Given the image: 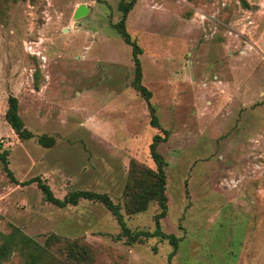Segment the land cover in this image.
I'll list each match as a JSON object with an SVG mask.
<instances>
[{"label":"rangeland","instance_id":"1","mask_svg":"<svg viewBox=\"0 0 264 264\" xmlns=\"http://www.w3.org/2000/svg\"><path fill=\"white\" fill-rule=\"evenodd\" d=\"M128 1L0 0V153L17 181L0 162V234L78 240L92 264H168L167 240L129 247L102 204L59 208L32 182L59 199L107 194L131 231L153 232L157 206L128 216L122 195L130 160L154 168L150 140L167 133L157 152L167 176L161 230L180 240L171 264H264V0L136 2L124 26L142 50L141 84L162 131L149 125L131 48L112 27ZM81 4L88 13L74 20ZM9 96L31 139L6 123Z\"/></svg>","mask_w":264,"mask_h":264},{"label":"trees","instance_id":"2","mask_svg":"<svg viewBox=\"0 0 264 264\" xmlns=\"http://www.w3.org/2000/svg\"><path fill=\"white\" fill-rule=\"evenodd\" d=\"M137 1L129 0L128 2H121L119 4L118 7L122 12V16L112 27L119 34L122 41L131 48V57L134 65V78L131 85L146 104L149 113V125L162 131L156 108L150 102L152 94L141 84L142 69L140 68L139 56L142 54V50L137 42L131 38L124 26L128 13L133 9ZM4 118L20 140H28L33 137L32 133L24 127L18 113V101L14 96H9L7 99V109ZM166 134L164 133L163 136L155 134L152 140H150L149 154L154 168H150L134 159L130 160L127 181L122 195L123 211L128 216L142 214L150 205L157 206L158 211L153 216V232L131 231L126 225L123 215H121V205L113 203L107 194L92 191H74L63 199H59L53 195L50 187L41 181V179L35 178L32 182L37 183L46 202L59 208H64L67 205L75 206L80 200L95 201L102 204L116 220L121 230V234L118 235L117 240L124 238L125 244L129 247L141 244L151 237L167 240L168 244L172 247L167 261L168 264H171V258L176 253L180 240L174 234L164 233L160 225V221L166 217L165 214H167L168 210L166 196L167 176L165 173L166 162L157 152V148L166 140ZM53 140V138L46 136H40L37 139L43 147L52 146ZM6 157L7 153L5 151L0 153V162L3 165V170L11 182H17L7 167L8 162ZM28 183L30 181L25 184ZM13 257L17 258L18 261L12 264H92L95 261L94 253L86 243L78 240L70 241L58 235L50 234L41 244L25 235L18 228H12L8 234H0V264L9 261Z\"/></svg>","mask_w":264,"mask_h":264},{"label":"water","instance_id":"3","mask_svg":"<svg viewBox=\"0 0 264 264\" xmlns=\"http://www.w3.org/2000/svg\"><path fill=\"white\" fill-rule=\"evenodd\" d=\"M87 13H88V8L84 4H81L76 8V10L73 14V19L74 20L80 19V18L86 16Z\"/></svg>","mask_w":264,"mask_h":264},{"label":"built area","instance_id":"4","mask_svg":"<svg viewBox=\"0 0 264 264\" xmlns=\"http://www.w3.org/2000/svg\"><path fill=\"white\" fill-rule=\"evenodd\" d=\"M2 141L0 140V147H1Z\"/></svg>","mask_w":264,"mask_h":264}]
</instances>
